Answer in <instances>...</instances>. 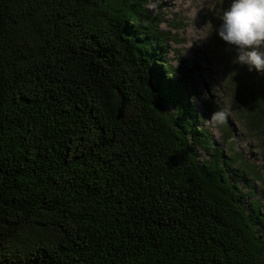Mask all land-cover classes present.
I'll return each mask as SVG.
<instances>
[{"label": "trees", "instance_id": "obj_1", "mask_svg": "<svg viewBox=\"0 0 264 264\" xmlns=\"http://www.w3.org/2000/svg\"><path fill=\"white\" fill-rule=\"evenodd\" d=\"M158 1L0 0V264H264V164L212 90L225 145L200 125ZM234 56V116L264 139V74Z\"/></svg>", "mask_w": 264, "mask_h": 264}, {"label": "rangeland", "instance_id": "obj_2", "mask_svg": "<svg viewBox=\"0 0 264 264\" xmlns=\"http://www.w3.org/2000/svg\"><path fill=\"white\" fill-rule=\"evenodd\" d=\"M158 3L151 5V8L155 12H161L164 19L163 28L171 30L175 35L176 39L171 41L169 55L177 67L186 69L190 85L198 94L194 104L199 114L204 116L200 125L210 127L214 145H225L222 130L214 125L212 118L202 108V98L212 90L234 124L239 150L247 159L262 166L264 149L260 144L264 139L258 135H250L235 118L231 99L225 90L224 65L229 46L216 34L222 6L217 0H159ZM176 49H179L183 60L178 57ZM196 149L201 160L210 157V152L204 147L196 145ZM239 184L244 195L242 202L252 213L250 201L260 195L257 193L252 196V190L244 180H240ZM259 184V181H254L256 191H259ZM254 220L259 232L264 233V225L256 217Z\"/></svg>", "mask_w": 264, "mask_h": 264}, {"label": "clouds", "instance_id": "obj_3", "mask_svg": "<svg viewBox=\"0 0 264 264\" xmlns=\"http://www.w3.org/2000/svg\"><path fill=\"white\" fill-rule=\"evenodd\" d=\"M216 34L235 50L236 64L264 73V0H230Z\"/></svg>", "mask_w": 264, "mask_h": 264}, {"label": "water", "instance_id": "obj_4", "mask_svg": "<svg viewBox=\"0 0 264 264\" xmlns=\"http://www.w3.org/2000/svg\"><path fill=\"white\" fill-rule=\"evenodd\" d=\"M119 94H120V105L118 108L117 118L121 119V118H123L124 112H125L126 98L121 91L119 92Z\"/></svg>", "mask_w": 264, "mask_h": 264}]
</instances>
